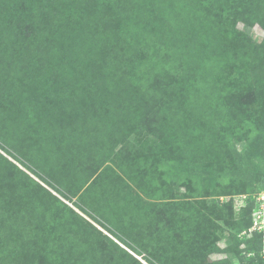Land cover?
Instances as JSON below:
<instances>
[{"label": "trees", "instance_id": "1", "mask_svg": "<svg viewBox=\"0 0 264 264\" xmlns=\"http://www.w3.org/2000/svg\"><path fill=\"white\" fill-rule=\"evenodd\" d=\"M239 21L264 29V0H0V117L14 124L3 132L33 164L59 166L46 175L147 264H206L223 232L212 215L232 218L241 264H264V232L238 236L264 191V38ZM117 143L130 183L86 203ZM31 180L0 153V264H145ZM237 194L248 197L233 217ZM140 204L160 211L148 226Z\"/></svg>", "mask_w": 264, "mask_h": 264}, {"label": "rangeland", "instance_id": "2", "mask_svg": "<svg viewBox=\"0 0 264 264\" xmlns=\"http://www.w3.org/2000/svg\"><path fill=\"white\" fill-rule=\"evenodd\" d=\"M237 28L239 30H241V33L243 36H247L249 39L255 41L256 43H260L262 41V39L264 38V29L259 23H254L253 25H246V24H244V22L239 21V22H237ZM81 46H82L81 48L83 49L84 45L82 44ZM201 85L205 86V84H203V83ZM213 89H214V87L208 88V90H213ZM207 94L212 97V93L210 91ZM221 95H226L225 91H223L221 93ZM190 107H191V105H190ZM240 121L241 120H239V122ZM97 123H99L101 125V121H97ZM13 125L14 124L12 123V121L9 122V121L5 120L4 118L0 117V128H1V130H0V153L4 154L11 162H13L15 165H17L21 169V171L26 173L32 179L31 180L32 186L36 185V184H40L43 187H45L52 194L56 195L62 202H65L68 206H71L81 217H83L85 220L94 224L96 226V228L99 229L105 236L111 238L112 240H115L116 242L119 243V245L121 247L128 250V252H130L132 255L136 256L143 263L147 264L145 259H144V256L139 254V252H137L135 250V248L132 247V246H136L134 243H132L126 239L124 240L123 238H121V236H119V235H121L120 233H118L116 231L112 232L111 228L109 227L108 224H106V223H105V225L102 224L100 221H98L97 219L92 217L87 211L83 210L82 207L80 208L77 204L78 199L76 196H74L72 198H68V192H64L60 186L56 185L57 182L55 183L52 178H49L46 175L47 171H51L53 174H55L57 170L59 171V166H57L55 168V165H54L55 163H53V162L50 163L48 159H45V162L43 164L44 167L42 169L38 165H35V163L33 164L32 161H30L28 158H26L23 154H21L17 150L16 145L13 142L12 134L11 135L8 133L4 134V132H3L4 131L3 128L14 130ZM225 125L227 127H237V120L227 119L225 121ZM97 134H98V132H97ZM5 135H7L8 137ZM82 136L80 134V137H82ZM34 140H35V145L39 144L40 142L43 144L46 141H48V136L42 135V137H35ZM97 141H98V139L94 143L98 144ZM262 142L263 141H260L258 143L256 141L255 145H256V147H258L257 148L258 150L264 146V143H262ZM247 144H248V142L245 143L244 141L236 143L237 151L240 152L243 155V157H245V154L247 155L246 148L250 149V151H252V153H253L252 148L250 146H248ZM120 148H121V144L117 143L114 146L112 154L110 156L104 158L103 160H101L102 161V167H101V169H99V171L104 170L103 174L105 177V182L102 183L101 185H105V187H104L105 189H104V191H101L100 188H98L97 192H95L94 195H92V193H90L87 196L88 201H86V203H88V202L91 204H98L99 203V205L101 203L104 204V202L106 200V196H109V194H112L115 191L116 185H118V186L120 185V187H121L123 185V181L125 183L126 182L130 183L128 180L127 174L122 169L119 168V165L117 164L116 160L113 159V156L116 153L115 151L119 150ZM107 150H110V149L108 148ZM250 151L248 150L249 153H250ZM102 154H103V151L101 152V155ZM248 155H251V154H248ZM44 156H45V153H44ZM53 168H55V169H53ZM44 170H45V172H44ZM78 171H79V169H77L76 171H75V169H73V172H78ZM59 173H62V172L59 171ZM116 173L119 175L118 178L116 177ZM80 174H78V175H80ZM194 175L195 174H193L191 176V178L193 180H194ZM247 177H250V175L247 174ZM16 178H13V179H16ZM69 178H71L70 175H69ZM206 178H207V175L202 173V181H204ZM13 179H11L10 181H12ZM228 181H229V179H223V178L220 179L221 183H227ZM67 186H68L67 188H70V186H74V184H72V181L69 180ZM191 188H192V186H191ZM98 194L105 195V196L103 198V201L97 203L96 199L98 197ZM243 196L245 197V200L241 199ZM247 197L248 196L245 194H240V195L237 194V195L233 196L234 201H235V208H236L235 211H233L234 212L233 217H237L236 212H238L237 211L238 208H242L246 205ZM197 198H199V197H197ZM201 198L206 200V201H209L211 199L216 198V196H204ZM227 198H228V196H221L220 197V199L224 200V201L227 200ZM187 199L192 200L193 198L192 199L187 198ZM175 200L176 199H173V201H175ZM254 202H255V205H254V208H253L252 214H251L252 223H253V217H254L253 212L257 208L256 200H254ZM140 205L144 206V207H140V206H138V207H140L143 214L146 217H148L147 221L145 223L146 226H148V224H149L148 221H149L150 217H153V215L159 214L160 211H157L156 209H150L149 205H147V206H145V204H140ZM126 211H129L130 212L129 214L134 216V207L132 205H130V207L127 208ZM0 213H1V208H0ZM124 215H125L124 216L125 219H126V217H132V216H129L128 214H124ZM212 219H214L215 221H218L219 225L223 228V232H222V234H217V238H215V242L213 243L215 248L209 252L205 263L206 264H208V263L219 264V263H221L220 261H227V262H229V264L230 263L231 264H241L240 258L238 256H235L234 253H230L228 251L229 250L228 248L232 244L230 238L232 237V235L234 233V230L231 229V225H230L233 223L232 218L226 222L224 220H217L216 217L212 215ZM139 221L140 220H138V222ZM122 222L123 221H121V224H120L121 227L120 228L125 232V225ZM130 227L133 228V231L138 230V227L133 223L131 224ZM250 228H252V224L249 228L238 233V236L240 238L245 237V238L254 239L253 234L255 232L259 233V231H256V230L250 231ZM140 233H142L141 229H140ZM121 239H123V240H121ZM245 246H246L245 243L241 242L238 247L240 249H243ZM259 250H260L259 251L260 257L264 258V233L262 234L261 248ZM240 254L243 255L244 254L243 251H241ZM247 256H252V252L247 253Z\"/></svg>", "mask_w": 264, "mask_h": 264}, {"label": "built area", "instance_id": "3", "mask_svg": "<svg viewBox=\"0 0 264 264\" xmlns=\"http://www.w3.org/2000/svg\"><path fill=\"white\" fill-rule=\"evenodd\" d=\"M241 199L245 200V197L243 196ZM254 200H256L257 208L253 212L254 217L250 231L256 230L259 232H264V191L258 193L254 197Z\"/></svg>", "mask_w": 264, "mask_h": 264}]
</instances>
